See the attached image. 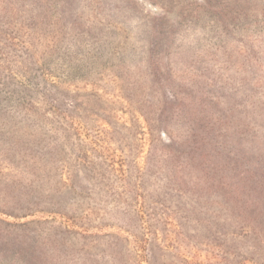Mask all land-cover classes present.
<instances>
[{"label": "rangeland", "instance_id": "374dc122", "mask_svg": "<svg viewBox=\"0 0 264 264\" xmlns=\"http://www.w3.org/2000/svg\"><path fill=\"white\" fill-rule=\"evenodd\" d=\"M1 50L0 264H264V0H0Z\"/></svg>", "mask_w": 264, "mask_h": 264}, {"label": "trees", "instance_id": "16d2710c", "mask_svg": "<svg viewBox=\"0 0 264 264\" xmlns=\"http://www.w3.org/2000/svg\"><path fill=\"white\" fill-rule=\"evenodd\" d=\"M8 55H10V54H8V52H6L5 50L0 51V71H2L3 74L10 73V76H8V78L14 80V82H11V83L17 84L18 87L20 86L22 88L24 85H34V84H25L26 82L24 80H25V78H28V77L23 75V74H20V73H22L20 71V69H22L21 67L14 66L11 63L6 64V62H8V61H6V56H8ZM3 74L0 75V77L1 76L4 77L5 75L3 76ZM4 78L0 80V87H3V89H4L5 85H7L9 88V82H7L5 80L6 78L5 79ZM11 83H10V85H11ZM3 89H1V90H3ZM20 104L23 105L24 103L20 102Z\"/></svg>", "mask_w": 264, "mask_h": 264}]
</instances>
